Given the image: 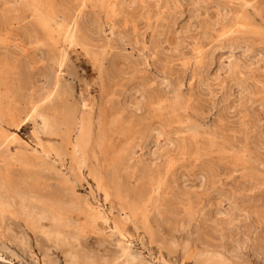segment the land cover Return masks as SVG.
<instances>
[{"label":"rangeland","instance_id":"1","mask_svg":"<svg viewBox=\"0 0 264 264\" xmlns=\"http://www.w3.org/2000/svg\"><path fill=\"white\" fill-rule=\"evenodd\" d=\"M23 4L0 0V68L10 70L0 95L5 106L18 105L21 120L28 100L36 102L52 83L46 76L52 69L46 34L33 27ZM53 5L60 19H77L92 46L89 53L61 43L53 52L67 55L63 87L74 94L71 102L91 111L94 145L102 131L116 150L129 145L130 159L117 166L112 158L94 161L105 174L106 194L88 169L72 168L69 157L53 161L49 176L57 170L71 177L98 212L97 223L87 225L72 252L48 224L34 230L16 215L0 216V264H206L212 256L228 264H264V0H54ZM158 98L179 102L182 111H159ZM116 118L132 134L120 137L122 127L111 124ZM0 126L15 132L30 151L38 147L32 122L17 130L0 117ZM139 127L149 131L141 134ZM184 143L191 154L179 153ZM175 157L169 178L176 191L152 195L146 218L125 210L118 195L151 194L140 170L163 169ZM188 195L209 217L202 211L187 223ZM210 209L234 213L235 231L209 223Z\"/></svg>","mask_w":264,"mask_h":264},{"label":"bare ground","instance_id":"2","mask_svg":"<svg viewBox=\"0 0 264 264\" xmlns=\"http://www.w3.org/2000/svg\"><path fill=\"white\" fill-rule=\"evenodd\" d=\"M24 1L25 4H23L22 7L25 9L26 13L33 19V27L37 28V30L43 31L46 34V40L43 41V45L47 46L49 49V54H51L49 56V61L52 64V69L49 71V73H47L46 76L48 77L47 79L49 81L51 80L52 83L49 84L48 82L49 85L45 88L44 91L39 93V97L37 98L36 102L28 100L30 101L28 103L29 112L25 120H21L16 117V114L19 111L18 105L5 106L2 102L3 97H1L0 95L1 121L6 122L9 126H12L17 130L21 129V127L26 123L32 122L34 126L33 135L38 142V147L30 151L28 143L24 142V140L22 141L15 132L10 133L8 130L3 129V127L0 126V216L1 218H5L6 216H8L7 214L16 215L26 222L25 225H28V227L26 226L27 228L31 227L34 230H43L45 228V225L48 224V227L50 226L51 228V234H53L56 240L61 242L63 245L72 248L73 250L71 251L73 252L75 251L74 248L76 245H81L83 236L86 235L85 232L87 225L96 224L97 220L99 219V215L98 212L92 208L89 201L83 198L78 193V186L72 179H70L71 177L66 178L64 177L65 175L61 176L58 172H56L57 170L55 171V176L52 174L51 177L49 176L50 172L52 173V171L55 170L52 162L56 160L65 161L66 158L69 157L72 168H76L81 171H83L84 169H88L90 176L96 181L99 189L106 194L108 192V184L106 182L105 174L99 167L94 164V161L96 162L100 160L99 157H104V161L109 160L108 162L110 163H112L113 161L116 166L119 164H124L126 160L130 159V151L128 150L129 145H124L126 147H124L123 150H116L113 142L105 136V133L102 134L101 131L100 135L97 134L99 136L97 140L94 139L97 141L96 147L93 141V122L91 111L87 110L85 105H80L78 102H71L74 94L67 87H63V67L67 55L65 51L57 53L58 55H55L53 53L59 47L58 45H60L61 43H66L73 47L80 46L89 53H91L92 51L90 42L87 40V38L83 37L84 35L81 31L77 19L72 18L71 20L64 16L61 19L57 17V10L53 5L54 0ZM16 10L17 9H15V11ZM1 14L2 13H0V15ZM4 17L5 15L3 16V18ZM231 22L233 23V21ZM229 24L231 23L227 24L228 27ZM2 25L3 24H1V26ZM232 27H229V29ZM228 32L230 33L231 31ZM228 32L225 34H229ZM9 71H6L5 67L0 68V86L3 85V82L5 84V78L3 77V75L6 76ZM8 93L14 94V92L11 91H9ZM56 98L60 101V103L56 102ZM171 100L168 103L169 100L167 101L166 99V101L164 102L160 101L158 98L156 100V104L158 102L159 111L174 115H176L177 112H181L182 109L180 107V103L176 101L172 103ZM171 117H168L169 120H172ZM125 118L128 117L125 116ZM128 119H126V121ZM119 120L120 119L116 118L111 122V124L112 126L113 124L118 125V128L120 126L122 127V129L120 128V132L118 134L123 138V136L128 135L130 128L126 130V124H121L122 121L120 122ZM136 121L137 120H135V122ZM131 123L132 121H130V124ZM130 124H127V126L129 125L130 127ZM108 127H110V125H108ZM134 128L135 126L133 127V130ZM139 128L142 129L141 134L149 131V128L148 131H143V128ZM139 128L137 129L139 130ZM135 133L137 134L140 132L137 131ZM119 135L117 136L119 137ZM44 136L49 137L50 139L45 140L43 139ZM113 137L114 136H112V138ZM52 138L59 140L58 142H55L51 140ZM129 141H131V139ZM173 143L175 144V142ZM69 146L72 147V151L70 152ZM179 149H181L179 153L182 152L183 155L192 153V148L186 146V143L182 144ZM111 158L112 161L110 160ZM175 159L176 157L174 159H169V161L166 163L165 168L163 167V169H158L156 171L150 168L145 170L139 169L141 171V177L146 178V181L148 179L147 183L150 184L149 187H151V194L142 195V190H139L140 195H138V199H133L131 198V196L129 197V195L126 194L118 195L120 201L124 203V209L129 210L135 217H138L142 214L146 218V203H152L150 201L151 199L149 200V198H151L152 195L160 197L165 191L174 188L171 187V180L173 177H171L170 174L174 171L173 166H175ZM128 161L126 163H128ZM136 175L138 174L136 173ZM144 178L142 179L143 181L141 180L142 182L145 181ZM175 179H177V177ZM174 184L172 186H174ZM174 191H176V189ZM153 192H155V194ZM190 197L191 196H189V199H187V204H185V211L187 214L188 222L186 220L185 221L187 223L195 220L198 217L197 214L205 210L202 207V209H199V206H197L198 204H201V202H197L198 200H194V202ZM245 209L247 210V208ZM216 210H211V212H214V215L213 219L211 217L209 218V223L213 222L214 225L215 223L222 224L229 229H232L234 226L236 227L237 222L235 223L234 213L229 210L228 212ZM205 211L203 217H209L208 214L205 213ZM8 218L9 216L7 217V219ZM82 219L84 220V223L83 225H80L81 223L79 224V222ZM143 220L146 221L144 218ZM76 221L77 223L74 224V222ZM204 262L206 264H228L225 258L217 256L206 257L204 259Z\"/></svg>","mask_w":264,"mask_h":264}]
</instances>
